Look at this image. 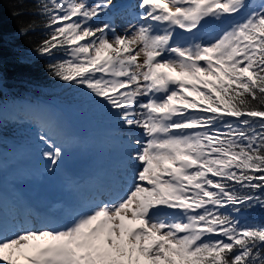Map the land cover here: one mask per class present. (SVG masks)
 Returning <instances> with one entry per match:
<instances>
[{
	"label": "snow or ice",
	"instance_id": "obj_1",
	"mask_svg": "<svg viewBox=\"0 0 264 264\" xmlns=\"http://www.w3.org/2000/svg\"><path fill=\"white\" fill-rule=\"evenodd\" d=\"M25 3L10 14H29ZM36 7L51 31L35 51L50 73L133 134L126 189L74 209L69 224L26 204L0 212V264H264V221L249 218L264 211V0H139L123 35L98 23L118 13L113 0ZM213 23L227 27L202 35ZM33 31L28 21L19 34ZM2 94L0 74V127L10 118ZM28 115L58 165L54 121Z\"/></svg>",
	"mask_w": 264,
	"mask_h": 264
},
{
	"label": "rangeland",
	"instance_id": "obj_2",
	"mask_svg": "<svg viewBox=\"0 0 264 264\" xmlns=\"http://www.w3.org/2000/svg\"><path fill=\"white\" fill-rule=\"evenodd\" d=\"M95 3L97 0H91ZM252 2H259V0H252ZM139 0H136V5ZM117 5V3L115 4ZM137 9V8H136ZM126 11H118L115 15L102 16L98 23L107 21L115 25L118 33L124 34L127 27L131 24L137 23L136 17H129L123 14ZM123 23H128L120 28ZM209 27L220 30L223 25L213 23L207 25ZM142 59V58H141ZM211 79V78H209ZM146 100V98H144ZM189 99H198L192 94H189ZM87 104H67L59 99L50 101H42L39 103L30 102L29 100H20L8 104L9 111L15 113L17 116H22L31 119L28 115V109H38L45 112L54 125L49 131L51 140L63 150L62 159L68 161L77 156H83V153L89 152L93 154L96 161L103 167V178L110 177L115 180V183L122 186L123 181L118 178L126 176V152L128 142L124 140L131 132H126V126L120 125L117 120L110 115L100 104L91 100L89 106ZM92 107V111H88ZM138 132L141 130H137ZM37 145L42 146V150H34L31 147L20 143L8 142L5 148L0 147V172H3L8 183L14 181L12 173L18 172L22 179H35L40 185L41 182L49 183L55 177L58 165H52L44 156V152L48 150V145L44 144L39 138L36 140ZM4 159H7L4 161ZM28 173L33 176L27 175ZM63 172L68 170V164L62 169ZM125 171V172H124ZM105 181H99L97 187L100 190L101 184ZM9 186V185H8ZM28 189V188H24ZM114 190V191H113ZM113 193L109 195L108 201L113 199L118 194L112 189ZM27 192L34 193L28 189ZM20 192L11 194L14 199ZM13 204V203H12ZM16 205V204H14ZM13 205V206H14ZM79 208V204L76 202ZM12 206V208H13Z\"/></svg>",
	"mask_w": 264,
	"mask_h": 264
},
{
	"label": "trees",
	"instance_id": "obj_3",
	"mask_svg": "<svg viewBox=\"0 0 264 264\" xmlns=\"http://www.w3.org/2000/svg\"><path fill=\"white\" fill-rule=\"evenodd\" d=\"M39 2L40 0H26L25 7L32 11L23 17H13L10 13L18 6L17 0H0V12H2L0 31L3 35L0 42L2 98L7 105L20 100L39 103L59 99L67 104H87L88 107L92 99L87 90L82 86L70 85L57 79L48 70V59L41 57L35 51L51 31L46 27L48 17L36 7ZM28 21H35V31L21 36L19 29ZM66 58L60 55L56 59ZM92 110V107H89L88 111ZM9 113V120L0 127V141H2L0 147L7 149L5 145L12 142L23 144L34 150H42L43 147L36 143L41 134L40 126L25 117L15 122L12 119L13 113L10 111ZM249 218L253 222L264 221V211L256 209L249 214Z\"/></svg>",
	"mask_w": 264,
	"mask_h": 264
},
{
	"label": "bare ground",
	"instance_id": "obj_4",
	"mask_svg": "<svg viewBox=\"0 0 264 264\" xmlns=\"http://www.w3.org/2000/svg\"><path fill=\"white\" fill-rule=\"evenodd\" d=\"M119 1L120 0H113V4L115 5L117 3V6L119 8ZM133 5H136V0L134 1ZM120 9V8H119ZM139 10L138 8L129 9L128 11L124 12L123 14H127L129 17H135L133 14L134 11ZM128 23H123L120 28H123V26ZM209 27V26H206ZM214 31H219L216 28L211 27ZM90 160L94 162L98 168V171L100 173V177L98 179H103L104 181L109 182L111 185V188L109 189L107 195L105 197H108L110 194L113 193L112 189H115L116 192L124 193L126 189V185L122 183V186L120 184L115 183V180L113 178L110 179V177H104L103 178V167L99 165L96 161V157L93 154H90L89 152L83 153V156H77L74 159L81 158ZM66 160L62 159L57 168V172L55 174V177L52 181L46 184V182H41L39 184L37 181L33 178L25 180L22 179V176L18 173H12L14 181L6 180L3 172H0V212H2L5 217L11 212L12 206L14 204H20L21 203V194L27 192L28 189L32 190L34 193L32 194L33 200L36 201V204L40 207H43L45 205H51L54 204L58 209H56V212H58L60 215H65L69 219H73L74 215L68 214L65 210V207L63 204H60L61 198H67L68 205L70 207H73L76 205V202L79 204V208L82 206L80 203V200L76 196V191L81 190L84 188H90L89 183L87 181L82 182L80 180H77L75 177H73L71 173V163L74 160ZM66 163L68 164V170L63 172V168L65 167ZM27 175L33 176V174L28 173L27 170H25ZM98 180L93 181V185ZM97 184V183H96ZM9 185V186H8ZM28 188V189H24ZM14 192H20L19 195L17 194L14 196L13 199L11 194ZM13 195V194H12ZM97 201V200H96ZM18 202V203H17ZM13 203V204H12ZM87 206V205H86ZM36 212V211H35ZM37 213V212H36ZM38 214V213H37Z\"/></svg>",
	"mask_w": 264,
	"mask_h": 264
}]
</instances>
